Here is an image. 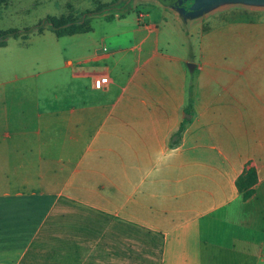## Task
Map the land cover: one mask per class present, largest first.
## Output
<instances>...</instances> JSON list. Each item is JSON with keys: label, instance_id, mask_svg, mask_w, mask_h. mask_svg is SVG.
<instances>
[{"label": "crops", "instance_id": "0c3cea01", "mask_svg": "<svg viewBox=\"0 0 264 264\" xmlns=\"http://www.w3.org/2000/svg\"><path fill=\"white\" fill-rule=\"evenodd\" d=\"M222 9L0 46V264H264V64Z\"/></svg>", "mask_w": 264, "mask_h": 264}, {"label": "rangeland", "instance_id": "374dc122", "mask_svg": "<svg viewBox=\"0 0 264 264\" xmlns=\"http://www.w3.org/2000/svg\"><path fill=\"white\" fill-rule=\"evenodd\" d=\"M111 0H10L6 5L0 7V28H18L33 26L37 24L42 18L47 15L57 17L72 18L80 16L82 13L92 11L97 8L99 2H110ZM129 2L122 7L123 2ZM135 0H116L113 8L102 13L116 14L130 9ZM216 8H223V14H219L224 19L235 20L237 23L247 26L249 31L248 36L240 39L241 44L245 50L253 49L258 57L260 64H264V5H249L243 3H223ZM99 13V14H102ZM94 19V18H93ZM92 23V22H91ZM94 24V20H93ZM45 34L32 33L28 36L29 40L22 41L27 44L30 49L36 50L43 44H54L57 42V37L49 29H45ZM42 32V33H43ZM62 37L61 43H67L68 38ZM58 40V42H60ZM20 39L9 38L7 40L10 51L8 55L11 56L13 50L18 47ZM64 43V44H66ZM25 47V46H24ZM26 47V49H27ZM28 51V50H27ZM38 51L34 54V58L39 56ZM6 53H2L5 57ZM14 55V54H13ZM18 57L14 56L13 61L17 62Z\"/></svg>", "mask_w": 264, "mask_h": 264}, {"label": "trees", "instance_id": "16d2710c", "mask_svg": "<svg viewBox=\"0 0 264 264\" xmlns=\"http://www.w3.org/2000/svg\"><path fill=\"white\" fill-rule=\"evenodd\" d=\"M10 0H0V7L6 5ZM129 1V0H127ZM116 0H111L110 2H99L96 9L92 11H87L82 13L80 16L72 18L57 17L53 15H47L42 18L37 24L33 26L24 27L22 29L18 28H0V46H4L6 40L9 38L13 39H27L28 36L32 33H42L45 29H49L57 37L72 35L75 33L87 32L91 29V21L96 14L102 13L106 10H109L115 6ZM129 2H123L121 6ZM113 15L110 14L107 16L108 19L112 18ZM256 172L253 167L246 168L242 174H240L236 181V187L240 192L242 199L249 198L254 189L253 185L255 184Z\"/></svg>", "mask_w": 264, "mask_h": 264}, {"label": "water", "instance_id": "95a60500", "mask_svg": "<svg viewBox=\"0 0 264 264\" xmlns=\"http://www.w3.org/2000/svg\"><path fill=\"white\" fill-rule=\"evenodd\" d=\"M176 9L183 18H191L223 3L264 5V0H160Z\"/></svg>", "mask_w": 264, "mask_h": 264}, {"label": "built area", "instance_id": "2783aa9c", "mask_svg": "<svg viewBox=\"0 0 264 264\" xmlns=\"http://www.w3.org/2000/svg\"><path fill=\"white\" fill-rule=\"evenodd\" d=\"M106 82H107V77L103 76L94 80V86L99 89L102 88Z\"/></svg>", "mask_w": 264, "mask_h": 264}]
</instances>
